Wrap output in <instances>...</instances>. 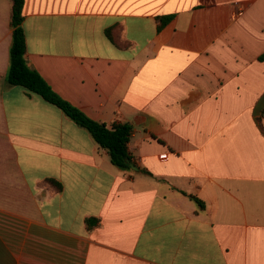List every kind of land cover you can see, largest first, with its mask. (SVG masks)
Segmentation results:
<instances>
[{
  "label": "crops",
  "instance_id": "0c3cea01",
  "mask_svg": "<svg viewBox=\"0 0 264 264\" xmlns=\"http://www.w3.org/2000/svg\"><path fill=\"white\" fill-rule=\"evenodd\" d=\"M12 9L0 0V264H264V0H25L29 66L133 126L131 171L8 83Z\"/></svg>",
  "mask_w": 264,
  "mask_h": 264
},
{
  "label": "trees",
  "instance_id": "16d2710c",
  "mask_svg": "<svg viewBox=\"0 0 264 264\" xmlns=\"http://www.w3.org/2000/svg\"><path fill=\"white\" fill-rule=\"evenodd\" d=\"M13 4L11 27L13 29V41L10 48V67L7 73V81L9 84L24 88L31 95H38L46 102L56 106L67 117L77 123L79 126L88 130L93 139L103 149L107 150L112 163L123 171H131L136 168L134 157L129 150V144L134 133L133 126L130 124H114L109 127L104 123L97 122L88 117L82 110L62 98L39 72L32 69L27 61V43L26 35L23 27L24 22V5L25 0H11ZM172 16L161 17L162 26L167 24ZM109 38L114 42V37L109 31ZM264 61V54L260 57ZM264 118V109L258 117L259 124L264 131L262 120ZM48 183L62 190V184L55 179H49ZM201 208L204 203L192 197ZM100 220L97 218H89L86 224L89 230L97 227Z\"/></svg>",
  "mask_w": 264,
  "mask_h": 264
}]
</instances>
